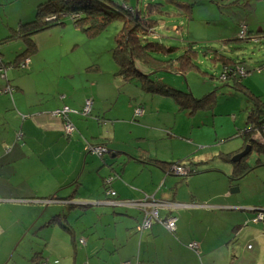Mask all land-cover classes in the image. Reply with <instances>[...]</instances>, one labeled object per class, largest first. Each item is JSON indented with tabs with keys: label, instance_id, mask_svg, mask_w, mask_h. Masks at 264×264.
<instances>
[{
	"label": "crops",
	"instance_id": "1",
	"mask_svg": "<svg viewBox=\"0 0 264 264\" xmlns=\"http://www.w3.org/2000/svg\"><path fill=\"white\" fill-rule=\"evenodd\" d=\"M44 1L0 0V39L9 34L1 22L17 26L15 31L34 18L36 7ZM212 1L219 8L228 3ZM245 13L235 17V22L243 23L246 30L264 32V17L259 18L256 8L254 22ZM34 42L36 46L35 38ZM15 47L12 57H4L0 47V56L14 58L24 48L21 38ZM31 56L17 70L31 65ZM116 69L104 71L97 65L87 74L88 86H69L58 91L57 97L43 100H25L24 88L15 85L14 97L22 99L18 102L7 96L13 90L8 70L0 75V264H13L12 259L18 264H38L41 259L54 264H264V219L251 221L264 212V205L238 196L243 182L236 184L224 177L231 173V161L214 157L240 149L230 146L212 158L195 157L201 132L189 129L185 137L160 116L178 104L157 93L143 94L147 98L139 101L135 93L126 92L128 87L150 92L135 81L124 80ZM78 89L86 92L78 94ZM120 99L125 100L128 115L114 112ZM86 102L90 113L84 116L80 112ZM161 103L164 106L159 109ZM61 106L70 110L68 119L75 128L71 133L65 131L63 118L52 115ZM137 109L142 112L136 114ZM200 124L193 120L191 127L200 128ZM248 129L243 131L244 142L252 136L254 143H262V136ZM92 146L108 152L100 156L90 150ZM189 157L196 163L194 170L203 162L211 169L179 179L153 162ZM103 184L116 195L107 194ZM235 185L238 189L231 191ZM116 200L157 201L161 220L175 217V227L168 231L155 222L139 231L143 209ZM74 211L84 218L82 230L69 220ZM57 214H66L67 227L56 224V219L50 221ZM243 240L247 248L255 247L251 255L245 256L243 246L238 245ZM194 242L197 245L191 247ZM21 243L24 249L28 247L20 252L22 257H13Z\"/></svg>",
	"mask_w": 264,
	"mask_h": 264
},
{
	"label": "rangeland",
	"instance_id": "2",
	"mask_svg": "<svg viewBox=\"0 0 264 264\" xmlns=\"http://www.w3.org/2000/svg\"><path fill=\"white\" fill-rule=\"evenodd\" d=\"M110 1L120 4L121 0ZM148 1L162 0H128L129 5L138 6L139 10H142L143 5ZM216 1L224 3V0ZM164 2L168 3H164V11L166 13L162 16L157 14L155 17L153 16L155 19H159L154 26V32L158 36H151L168 42L169 40L175 43L176 41H184L185 45H188L189 39L192 40L189 43L197 48L195 61L199 65V69H195L185 75V80H183L186 89L188 88L195 96H202L212 89L217 92V95L211 109H201L194 114H189L186 111H178L179 107L177 106L178 109L161 112L160 116L162 115L163 120L170 122L169 126L172 130L182 133L185 137V133L189 129L193 130L194 134L201 132L202 142L208 143V145L206 148L205 146L201 147L203 145L201 142L198 145L199 149L193 153L195 157L200 154L206 158L210 156L212 158L214 153L226 151L230 146L236 149L243 148L246 140L242 134L245 129L249 128L247 117L252 108V102L247 99V90L251 89L253 95L264 103V37L260 41L248 39L238 42L235 40V30L233 29L235 12L244 11L245 5L229 4L226 7L223 4L219 8L215 5V1L212 0H187L185 5L190 3V5H187L189 7H179L176 6L178 3L175 1L164 0ZM256 12L259 14V18L264 17L262 0L256 2ZM245 14L249 16L248 19L250 21L254 22L255 16ZM64 18L65 24L63 26H54L49 30H44V32L40 31L37 35L33 34L37 45L32 56L30 55L31 65L29 63L24 70H17L16 67L8 69L7 80L13 85H11L13 87L10 93L11 96L10 94L7 95L9 98L16 99V102L22 101L21 98L14 97V94L17 93L15 85L24 88L23 96L25 100L54 98L55 96L57 97L58 91L64 90L66 87L75 85L88 86L87 84L90 81L87 74L95 70L97 65H100L101 70L104 71L116 68L111 52H113L115 47L116 34L122 26L121 20L114 19L102 30L90 35L81 28L75 27L69 17ZM6 22L8 21L1 22L2 26L8 30V33H14L15 31L13 30L17 26L7 25L5 24ZM173 24H175V27ZM242 25L245 26L243 23ZM258 35L263 36L264 34L261 32ZM18 42L20 43L19 37L0 44V47L5 51L2 52L4 57H7L6 55L13 56L11 51L16 49L15 45ZM208 44L214 48L212 54L218 50L228 55V57L231 56L237 59L236 63L240 65V71L245 75L242 78L245 84L244 87L236 88L231 86L230 83L227 85L221 82L220 77L217 78L221 73V62L203 53L202 45ZM203 71L206 73H203ZM211 74L213 77H210ZM167 76H173L178 79L180 82L174 79L172 81L176 83V86L182 87L183 84L179 75L169 74ZM59 78L60 81L58 80ZM2 81L5 82L6 80ZM77 92L83 95L86 90L78 89ZM126 92L135 93L139 101L147 98L143 94L151 96V93H143L139 87H137V91L132 86L128 87ZM121 96L123 99L126 98L123 94ZM123 99L118 101L114 111L117 114H121V116L129 114V109L126 108V103ZM155 104V102L151 103L152 108L155 107ZM144 105L147 110L148 105ZM162 106H164L163 103L158 106L160 107L159 109H162ZM193 120L198 124L199 122L201 123L199 125L200 128L198 126L191 127ZM250 131L254 130L250 129ZM179 138L180 140L182 139L181 137ZM175 159L177 160V158ZM247 160L252 167L245 176L235 181L236 184L243 182L242 190L237 195L243 197L247 203H261L264 205V152H259L253 147L247 156ZM259 160L261 163H258ZM204 165L205 162L196 165V174L203 170L211 169L208 168L209 166L204 167ZM224 175L227 179V174L225 173ZM76 215L77 211H74L70 215L69 220L73 222L77 230H82L84 228V218L81 216L76 218ZM88 218L85 217V220H88ZM44 233L45 231H42L40 237L44 238L46 236ZM30 240V243H33L34 239L32 237ZM238 245L243 246V252H246L245 256L251 255L255 251V247L247 248L246 240H243V244L240 242ZM25 249L22 247V243L19 244L13 257H22L21 253ZM12 262L13 264L19 263V261L13 259ZM41 262H43L42 259L39 260L38 264Z\"/></svg>",
	"mask_w": 264,
	"mask_h": 264
},
{
	"label": "trees",
	"instance_id": "3",
	"mask_svg": "<svg viewBox=\"0 0 264 264\" xmlns=\"http://www.w3.org/2000/svg\"><path fill=\"white\" fill-rule=\"evenodd\" d=\"M171 1L178 3L176 6L179 7H189L187 5H190V3L185 5L187 0ZM262 1L264 8V0ZM223 2H228L225 4L226 6L229 4H236L237 6L246 4L249 7V14H253L252 11L256 8L257 0H227ZM164 3L168 4L164 0L148 1L143 5V9L139 10L138 6L129 5L128 0H121L120 4H115L110 0H46L36 7L34 18L30 22L19 24L14 33H9L0 39V44H3L19 37L24 43L23 50L16 53L14 58L4 59L0 56V75L5 76L6 69L13 67L23 68L21 64L30 57L36 48L33 34L48 30L54 26L64 25V17H69L75 27L81 28L90 35L102 30L112 20L119 19L122 21V26L116 34L115 47L113 52H111L112 59L117 67L116 74H120L124 80L137 82L147 92L162 94L172 98L180 109L188 113L209 109L216 101L217 92L212 89L202 96H195L188 88L186 89L184 84L185 75L195 69H199V65L195 61L197 48L189 43L192 40L189 39L188 45H185L184 41H176L175 43L171 40L168 42L153 37L154 35L158 36L154 32V26L159 21V19L154 17L156 14L162 16L166 13L164 11ZM242 13H245V11L235 12V17L238 18ZM173 26L175 27V24ZM241 28L242 23L235 22L233 29L236 31L235 40L238 42L248 39L260 41L264 37V35L259 36L258 31H252L248 28L241 37L239 35ZM262 33L264 34V32ZM202 46L204 54H208L214 60L221 62V73L217 77H220L221 82L227 85L230 83L231 86L236 88L245 86L242 81L245 75L240 72V65L236 63L237 59L231 56L228 57V55L218 50L212 54L214 48L210 44ZM203 73L206 72L203 71ZM169 74L179 75L183 84L182 87L176 86L172 79L177 82L180 81L173 76H167ZM210 77H213V75L211 74ZM246 94L247 99L252 102V108L247 117V125L251 130L257 131L264 140V103L253 95L251 89L247 90ZM251 142L252 147L257 151L264 152V141L262 143ZM236 152H220L219 155L214 157L231 161V156ZM185 159L175 162L156 159L153 162L154 165H158L167 173H173L172 168L175 164L184 165L187 169L186 173L177 176L179 179H186L188 175L196 173L197 170H194L193 165L196 163L190 157L186 161ZM231 163L232 170L228 175L230 182L245 176L252 167L246 158L238 162L231 161ZM258 163H261V161L259 160ZM103 185L104 191L107 192L110 188L106 184ZM80 216L81 212L79 211L78 213L77 211L76 218ZM54 219H56V224L60 223L61 226H66L65 224H67L65 221V219L67 220L66 214H57L50 221Z\"/></svg>",
	"mask_w": 264,
	"mask_h": 264
},
{
	"label": "built area",
	"instance_id": "4",
	"mask_svg": "<svg viewBox=\"0 0 264 264\" xmlns=\"http://www.w3.org/2000/svg\"><path fill=\"white\" fill-rule=\"evenodd\" d=\"M245 33H246L245 26L242 25L240 34L244 35ZM69 111H70L69 108L64 106L60 109H56L55 111H53L52 115L63 118L65 131L68 133H71L72 131H74L75 128L70 123V121L68 119V112ZM141 112H142V110L137 109L136 114H140ZM80 113L84 116H86L90 113V105L88 102L85 103V106L83 107V109L81 110ZM90 150H92L93 153L100 155V153L102 152L103 149L99 146H92L90 148ZM172 171L176 175H182V174L186 173L187 169L182 164H175V165H173ZM107 193L110 196H115V192L111 189H109L107 191ZM116 203L117 204H124V205H128V206H136V207L143 209L144 217H143L142 222L138 226L139 231L149 229L153 225L154 222H159L168 231H172L175 227V221H176L175 217H170L168 219H162L161 220V218L159 217V207L161 206V203H158L157 201L142 200V201H125V202H122V201L116 200ZM263 219H264V212H258L256 214V216L254 218H252L251 221L256 222L258 220H263ZM196 245L197 244L195 242L190 244L191 247H195ZM39 264H54V263H49L47 261H43ZM122 264H131V262L125 261Z\"/></svg>",
	"mask_w": 264,
	"mask_h": 264
},
{
	"label": "water",
	"instance_id": "5",
	"mask_svg": "<svg viewBox=\"0 0 264 264\" xmlns=\"http://www.w3.org/2000/svg\"><path fill=\"white\" fill-rule=\"evenodd\" d=\"M253 140V138H252V136L250 137V139H249V142H247L246 143V145L244 146V148L243 149H241L240 151H238V152H236V153H234L232 156H231V161L232 162H238V161H240L241 159H243V158H246L247 159V156L249 155V153L252 151V141ZM254 141V140H253ZM256 143H260V142H256ZM102 148V147H101ZM105 148V147H104ZM103 149V148H102ZM106 152H108V150H106V148H105V151H104V149L102 150V152L100 153V156L101 155H103L104 153H106ZM248 161V160H247ZM234 189H238V186H234L233 188H231L230 190L231 191H233ZM74 203H76V202H74Z\"/></svg>",
	"mask_w": 264,
	"mask_h": 264
},
{
	"label": "clouds",
	"instance_id": "6",
	"mask_svg": "<svg viewBox=\"0 0 264 264\" xmlns=\"http://www.w3.org/2000/svg\"><path fill=\"white\" fill-rule=\"evenodd\" d=\"M241 73H242V71H240ZM248 131H250V128L248 129ZM251 135H252V133H251ZM262 141H264V140H262Z\"/></svg>",
	"mask_w": 264,
	"mask_h": 264
},
{
	"label": "flooded vegetation",
	"instance_id": "7",
	"mask_svg": "<svg viewBox=\"0 0 264 264\" xmlns=\"http://www.w3.org/2000/svg\"><path fill=\"white\" fill-rule=\"evenodd\" d=\"M243 149V148H242Z\"/></svg>",
	"mask_w": 264,
	"mask_h": 264
}]
</instances>
